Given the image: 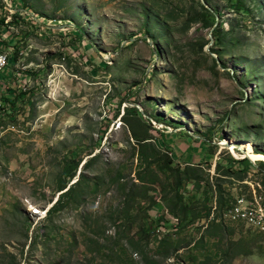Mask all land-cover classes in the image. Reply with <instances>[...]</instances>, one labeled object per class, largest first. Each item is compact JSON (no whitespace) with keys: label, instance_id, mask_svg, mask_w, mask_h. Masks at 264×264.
I'll return each instance as SVG.
<instances>
[{"label":"rangeland","instance_id":"374dc122","mask_svg":"<svg viewBox=\"0 0 264 264\" xmlns=\"http://www.w3.org/2000/svg\"><path fill=\"white\" fill-rule=\"evenodd\" d=\"M20 1L0 0V100L30 99L0 113V264H264V230L227 215L264 205V0H23L38 27Z\"/></svg>","mask_w":264,"mask_h":264},{"label":"trees","instance_id":"16d2710c","mask_svg":"<svg viewBox=\"0 0 264 264\" xmlns=\"http://www.w3.org/2000/svg\"><path fill=\"white\" fill-rule=\"evenodd\" d=\"M21 5H18V4H15L13 5V9H14V18H17V19H23L25 20V18H28L30 20V25H34L35 27H38L39 25H46L44 21V17L40 16L39 14L35 13V12H29L28 14V6L22 1H20ZM220 14V13H219ZM217 12H215L214 14L211 15V18L212 19H215V15H219ZM70 33L71 34H75L77 36H79L78 32L79 33H82V29L75 25V28L73 27L72 29H70ZM77 32V33H76ZM214 33H215V37L218 35V30L215 28L214 29ZM103 61L100 60V63H102ZM9 93L10 94H15L14 97H2L1 100H0V113H1V110L3 111H6L8 107V105H10L11 108H13V110H16V111H19L20 109L19 108H16L17 106V102L18 100H22V101H25V102H30V99L27 97V92L26 91H20V93H16V91H10L9 90ZM162 136H164L163 133H161ZM257 153H260L259 151H256ZM212 161V158L206 160L207 163H211ZM231 162L232 163H235V164H241L243 165V169H247L250 168V169H253V170H256V168L258 166L255 165V163H253L250 158L248 157H243V158H240V159H231ZM78 164L79 162H77L76 166H75V169L78 167ZM65 173L68 175L69 174V177L72 178L75 174L70 172L69 169H67L65 171ZM67 187V182L62 185H60V188L63 190ZM72 189V186L70 188H68L65 192H63L62 194H66L68 193L70 190ZM56 209V206L53 205L49 210H48V214L51 215Z\"/></svg>","mask_w":264,"mask_h":264},{"label":"built area","instance_id":"2783aa9c","mask_svg":"<svg viewBox=\"0 0 264 264\" xmlns=\"http://www.w3.org/2000/svg\"><path fill=\"white\" fill-rule=\"evenodd\" d=\"M0 69L5 66V57H0ZM228 213H236V220H245L259 230H264V205L258 204L252 207L234 205ZM227 213V215H228Z\"/></svg>","mask_w":264,"mask_h":264},{"label":"crops","instance_id":"0c3cea01","mask_svg":"<svg viewBox=\"0 0 264 264\" xmlns=\"http://www.w3.org/2000/svg\"><path fill=\"white\" fill-rule=\"evenodd\" d=\"M165 137V138H164ZM177 134L175 133H171V134H168V133H165L164 136L162 137V140H163V146L167 147L168 150H170L171 148L175 149L178 153H188L186 155H184L185 157H188L189 155V152L191 151V148L188 146L186 147H182L181 144H179L180 146L179 147H176L177 144H175V141L178 140L177 138ZM189 138H193V137H189ZM188 138V139H189ZM200 142V141H199ZM190 145L192 147H195L196 151H200L202 149V147L204 148H207V144L205 143H199V144H192L190 143ZM206 145V146H205ZM183 151V152H182ZM183 156V157H184ZM198 156H201L200 153L198 154ZM182 157V156H181ZM210 158H214V156L212 155L211 157L209 155H206V159H210Z\"/></svg>","mask_w":264,"mask_h":264},{"label":"bare ground","instance_id":"6f19581e","mask_svg":"<svg viewBox=\"0 0 264 264\" xmlns=\"http://www.w3.org/2000/svg\"><path fill=\"white\" fill-rule=\"evenodd\" d=\"M245 149H247L250 153H253L255 150L253 148L252 143L247 142L244 144ZM228 215L231 217V219L236 220V213H228Z\"/></svg>","mask_w":264,"mask_h":264},{"label":"water","instance_id":"95a60500","mask_svg":"<svg viewBox=\"0 0 264 264\" xmlns=\"http://www.w3.org/2000/svg\"><path fill=\"white\" fill-rule=\"evenodd\" d=\"M247 155L248 158H250L251 161H253V159L248 155V153H245Z\"/></svg>","mask_w":264,"mask_h":264}]
</instances>
